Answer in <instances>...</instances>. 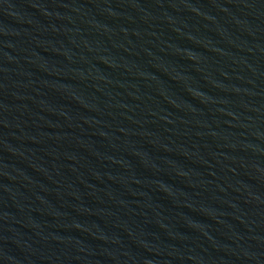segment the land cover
<instances>
[{
	"label": "water",
	"instance_id": "95a60500",
	"mask_svg": "<svg viewBox=\"0 0 264 264\" xmlns=\"http://www.w3.org/2000/svg\"><path fill=\"white\" fill-rule=\"evenodd\" d=\"M0 264H264V0H0Z\"/></svg>",
	"mask_w": 264,
	"mask_h": 264
}]
</instances>
